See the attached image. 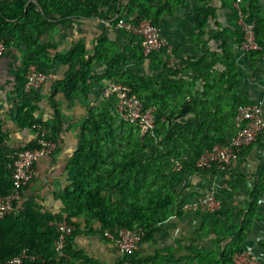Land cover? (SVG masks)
<instances>
[{"label":"trees","instance_id":"obj_1","mask_svg":"<svg viewBox=\"0 0 264 264\" xmlns=\"http://www.w3.org/2000/svg\"><path fill=\"white\" fill-rule=\"evenodd\" d=\"M29 1L32 0H8L0 3V36L6 50L12 44H20V42H24L26 47L18 74V92L22 103L18 111L19 126L33 128L36 124L44 125L48 128V137L55 142L61 132V114L54 102L55 115L52 123L36 117L35 113L38 109L36 102L40 100L39 88L29 93L25 91L28 68L32 64L36 65L39 71L48 75L58 62L69 64L70 69L65 79L55 84L52 95H55L59 90L58 86H61L60 89L65 96L71 99L87 91L91 61L85 58V47L82 45L76 46L66 55H57L51 59L48 50L52 46L39 43L43 28L48 25L52 14L65 19L71 15L103 17L108 13L120 14L121 9H118L119 0H45V3L40 1L38 5L31 2L27 6ZM161 1L129 0L125 8V16L111 22L113 28L129 41L126 48L115 52L105 37L99 39L98 47V56H102L108 64L104 77L128 85L141 99L145 108H155L154 134L148 133L142 137L138 126L122 120V123L131 126V132L136 130L137 134L132 141L129 135L125 137V139L129 138L127 139L129 147L118 154L123 156L122 158L109 159L105 154L104 146L109 142L113 143L116 138L115 117L107 109L98 113L89 112L82 125L78 150L68 164L69 185L61 195L65 205L64 213L56 216L43 214L29 207L28 204L20 216L14 215L13 212L0 220V228L5 226L9 228L8 238L3 239L2 242L5 248L2 247L0 262L13 258L28 248L31 253L40 257L36 264L64 263L57 260L55 241L58 232L54 223L63 218L73 223L74 217L81 215L97 220L101 224L102 231H110L114 235H117L123 227L142 228L145 233L143 240L148 239L158 225L172 215L179 195L177 189L185 182L187 175L212 169L222 172L217 165L200 169L197 167V161L203 153L214 146L228 144L238 132L235 123L237 109L240 105L249 102L239 90L245 70L238 66L237 55L230 42L233 41L232 43L237 47H241L245 42L246 32L241 24V11L242 20L254 24V41L257 45L256 48L245 53L246 57L253 63L263 59L264 0H242L239 9L234 5L237 0H221L222 9L230 12V21L223 30H216L214 34H210V39L219 45L218 51L211 53L204 50L205 54L197 60L180 59L179 64L172 67L168 66V57L163 51H155L146 56L141 36L117 28L120 18L131 20L135 24L150 20L159 27V15L164 11L170 12L175 5L182 2V0H164V5H161L159 3ZM197 1L195 27L202 29L210 19L216 17L217 8L206 0ZM105 8H108L106 14L102 10ZM147 60H151L153 64L165 63L167 66L165 65L164 72L157 78H141L131 70L122 73V67L132 61ZM218 65L222 66L221 70H218ZM185 70L192 71L190 81L183 80L182 75ZM199 80L205 81V90L201 95L197 90ZM173 90L176 96L171 95ZM171 100L179 102L180 106L178 110L168 112ZM111 103L115 109L114 100H111ZM199 107H209L210 110L212 107H221L223 111L219 114L200 116ZM188 114L194 116L192 120L185 122L184 116ZM211 121H221V127L213 130L208 124ZM231 121L233 127L224 129L230 126ZM1 133L0 129V142L3 141ZM36 143L37 140L27 148H34ZM186 144L189 145L187 150ZM148 148L153 150V154L150 155ZM181 150H185L187 154L186 158H182V170L170 169L169 160L181 158ZM8 172L11 175V186L2 195L9 194L13 188L12 171L9 169ZM141 183H145L142 185L144 189L147 186H155L150 194H143L140 189ZM106 192L118 194L117 200L110 202L105 195ZM230 196L229 190L224 189L218 196L220 207L213 212H203L210 224L213 220L215 225H208V228L213 229L218 236L224 237L228 233L234 236L230 248L222 252L220 260L204 253H196L201 264H236L235 255L247 250L244 241L250 225L256 219L254 213L260 194L257 191L251 193L249 202L251 210L244 218L242 228L233 225L232 230H224L225 228L220 227L219 217L225 213V197ZM17 203L15 202V208ZM134 254L128 258L132 263Z\"/></svg>","mask_w":264,"mask_h":264},{"label":"crops","instance_id":"obj_2","mask_svg":"<svg viewBox=\"0 0 264 264\" xmlns=\"http://www.w3.org/2000/svg\"><path fill=\"white\" fill-rule=\"evenodd\" d=\"M40 1L46 2L45 0H32L27 2V6L31 2L39 5ZM128 2L129 0H119L118 9H121V13L115 15L108 13L109 15L103 17L99 15H71L65 19L57 14H52L48 25L43 28L39 43L52 46L48 50L51 59L57 55L68 54L76 46L85 47V58L91 61L87 78L88 87L85 93H80L71 99L65 96L60 89L61 86H58L59 90L55 95H52L55 84L64 80L70 69L69 64L58 62L47 75L46 82L38 89L40 100L36 102L38 107L35 113L36 117L44 122L52 123L55 106H57L61 114L62 127L59 137L55 141V152L38 160L34 165L32 179L24 188L23 196L13 211L14 215L20 216L28 204L29 207H33L43 214L56 216L64 213L65 205L61 195L69 185L68 164L78 150L82 125L89 112L98 113L107 109L114 115L116 138L113 143L109 142L104 146L105 154L109 159L123 157L118 154L126 150L125 140L128 138L125 139V137L130 136L131 126L122 127V120L115 113L111 101L102 96V89L109 81L104 77L108 64L102 59V56H98V47L99 39L105 37L115 52L123 51L126 48L129 41L113 28L111 22L125 16ZM206 2L216 7L217 11L216 17L210 19L202 29L195 27L197 0H182L170 12L164 11L158 17V26L171 44L174 54L179 60L178 64L180 59L197 60L205 54L204 50L215 53L219 49L218 43L210 39V34L228 26L230 12L222 9L221 0H206ZM0 3H2L1 0ZM159 3L164 5L165 1L162 0ZM107 9H102L105 14ZM232 42L230 44L237 55V64L245 70L239 90L249 103L259 104L262 107L264 117V57L261 61L253 63L243 53L242 46L237 47ZM24 50H26L24 42L12 44L0 60V129L1 138H3V141L0 142V196L7 192L11 186V175L7 167L13 153L27 148L37 140L35 129L22 128L18 124V111L22 105L18 92V74L22 67ZM167 63L169 67H172L169 62ZM165 65V63L153 64L151 60L132 61L122 67V73L125 74L131 70L141 78H157L164 72ZM217 68L221 70L222 66L218 65ZM182 77L183 80L190 81L192 71L185 70ZM197 90L200 95L203 93L205 90L204 80L197 82ZM171 95L176 96L174 90ZM180 98L182 97L180 96ZM170 102L171 106L168 112L178 110L179 102L174 100ZM223 105L226 106L225 103ZM221 111H223L221 107H212L211 110L209 107L198 108L200 116L219 114ZM193 116L194 114L185 115L184 121L192 120ZM208 124L213 130L221 127V121H211ZM231 127H233L232 121L230 126H226L224 129L227 130ZM135 131L134 137L137 134ZM117 137H122V139L117 140ZM185 147L187 150L189 145L186 144ZM114 149L118 153L112 155ZM147 150L150 155L153 154L151 148ZM181 154V158L169 160L168 167L170 169L175 170V162L178 160L182 162L187 157L185 150H181ZM144 184L141 183L140 189L143 194H150L155 185L147 186L144 189L142 186ZM226 188L231 196L225 197V213L219 217L220 227L225 228L224 230H232L233 225L242 228V222L251 210L249 206L251 193L257 191L260 194L254 213L256 219L250 225L244 244L254 256L264 263V131L253 144L241 151L240 158L228 170L222 172L215 169L202 170L185 177V182L177 189L179 195L172 215L158 225L150 238L141 242L132 257L133 263L201 264L196 253H204L220 260L222 252L230 248L234 236L230 233L224 237L218 236L213 229L208 228V225H215L213 220L210 224L205 219L203 212L185 210L183 206L186 203L199 202L211 192H215L218 198ZM105 195L110 202H114L118 198V194L114 192H106ZM73 224L76 230L67 244L66 250L69 255L67 264H121L120 254L105 236L100 222L81 215L74 217ZM8 233L9 228L6 226L0 228V253L2 247L5 248L2 242L3 239L8 238Z\"/></svg>","mask_w":264,"mask_h":264},{"label":"built area","instance_id":"obj_3","mask_svg":"<svg viewBox=\"0 0 264 264\" xmlns=\"http://www.w3.org/2000/svg\"><path fill=\"white\" fill-rule=\"evenodd\" d=\"M8 1V0H1ZM242 0L235 2V7L239 9ZM241 24L246 32V39L242 45L243 53L256 48L254 41V24ZM117 28L125 30L128 33L139 35L143 39L142 47L146 56L155 51H163L171 66L178 64V58L174 54L171 44L167 41L160 27L155 26L150 20L140 21L135 24L133 21L120 18ZM6 54L5 43L0 36V60ZM47 80V74L38 70L36 65H30L26 76L25 91L32 92L40 88ZM102 96L107 100H114L115 110L121 120L136 125L140 129V134H154L156 127L155 108H145L143 102L132 89L116 80H109L102 89ZM237 134L228 144L216 145L211 150L203 153L197 161V167L200 169L211 168L217 165L220 170L226 171L230 166L240 158V152L246 146L253 144L258 136L264 131V117L262 107L259 104H242L237 109L235 117ZM36 130V146L32 149H21L13 153L11 163L8 168L12 171V191L7 195L0 196V220L12 214L15 209V202H19L23 196V190L32 179L33 168L36 162L44 157L50 156L56 150V143L48 137V129L41 125H34ZM176 171L183 168L180 160L175 162ZM220 207V201L215 192L207 194L201 201L196 203H186L183 208L195 212H213ZM58 232L55 241V249L58 253L57 260L67 264L69 258L67 253V244L70 237L74 234L76 227L67 218H63L54 223ZM105 236L111 241L121 257V264H133L128 258L139 248L144 238L142 228H121L117 235L106 231ZM40 257L31 253L30 249H24L21 254L14 256L0 264H36ZM236 264H264L260 259L254 256L250 250L238 253L234 257Z\"/></svg>","mask_w":264,"mask_h":264},{"label":"rangeland","instance_id":"obj_4","mask_svg":"<svg viewBox=\"0 0 264 264\" xmlns=\"http://www.w3.org/2000/svg\"><path fill=\"white\" fill-rule=\"evenodd\" d=\"M121 125H122V127H125V128L129 126L128 124H124V123H122ZM133 132H134V130L131 132V135H130V137H129L131 141H132V139L135 138V137L133 136ZM126 135H127V134H126ZM129 138H128V139H129ZM121 139H122V137H121V138H118V137H117V140H121ZM125 142L127 143V144H126V149H127V148L129 147V142H128L127 140H125ZM116 153H118V152H116V150L114 149L113 153H111V154H112V155H115Z\"/></svg>","mask_w":264,"mask_h":264}]
</instances>
